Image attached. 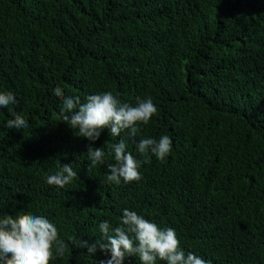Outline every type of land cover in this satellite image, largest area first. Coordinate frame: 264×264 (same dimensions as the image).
I'll use <instances>...</instances> for the list:
<instances>
[{
	"label": "trees",
	"instance_id": "1",
	"mask_svg": "<svg viewBox=\"0 0 264 264\" xmlns=\"http://www.w3.org/2000/svg\"><path fill=\"white\" fill-rule=\"evenodd\" d=\"M56 87L82 102L151 96L158 112L137 139L168 134L170 155L145 158L129 143L146 159L142 179L108 184L58 115ZM0 90L29 122L8 129L0 110V215L54 222L65 254L50 264L107 259L75 242H95L99 222L118 226L124 208L174 228L210 264H264V0H0ZM118 140L105 129L91 146ZM63 164L78 177L48 185Z\"/></svg>",
	"mask_w": 264,
	"mask_h": 264
},
{
	"label": "clouds",
	"instance_id": "2",
	"mask_svg": "<svg viewBox=\"0 0 264 264\" xmlns=\"http://www.w3.org/2000/svg\"><path fill=\"white\" fill-rule=\"evenodd\" d=\"M54 96L61 101L58 115L74 135L89 141L87 159L88 170L97 165H106V182L119 186L142 179L141 167L146 162L129 151V143L136 153L165 160L172 151L170 135L139 138L141 125H148L157 114L158 108L151 96L135 98V103L124 102L119 94L102 91L89 94L81 101L80 96L66 95L62 87L53 89ZM18 104L16 94L0 90V110L11 114L5 123L8 129L22 130L29 127L28 120L14 110ZM107 129L111 137H118L107 152L104 147H92ZM111 157L114 163H106ZM78 177L72 164H63L50 174L45 182L63 189ZM101 234L93 243L78 240L75 243L86 248L90 256L97 251L107 259L99 264H125L131 257L138 258L140 264H210L204 257L192 251H185L177 232L172 227H161L144 215L128 208L122 209L118 226L113 227L108 220L98 224ZM65 254V241L59 229L48 217L38 214L0 215V264H50Z\"/></svg>",
	"mask_w": 264,
	"mask_h": 264
}]
</instances>
